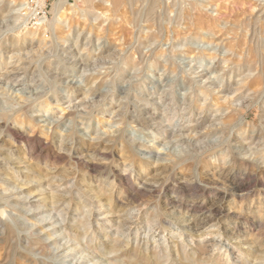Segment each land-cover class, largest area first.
Returning <instances> with one entry per match:
<instances>
[{"label": "rangeland", "instance_id": "374dc122", "mask_svg": "<svg viewBox=\"0 0 264 264\" xmlns=\"http://www.w3.org/2000/svg\"><path fill=\"white\" fill-rule=\"evenodd\" d=\"M108 1L0 0V264H264V0Z\"/></svg>", "mask_w": 264, "mask_h": 264}, {"label": "bare ground", "instance_id": "6f19581e", "mask_svg": "<svg viewBox=\"0 0 264 264\" xmlns=\"http://www.w3.org/2000/svg\"><path fill=\"white\" fill-rule=\"evenodd\" d=\"M71 0H55L53 3H52V7H51V10H50V14H51V16H52V18H51V20H49L48 18L46 19V22L41 26V27H39V28H35V29H29V27H28V25H27V15H28V13H26V6H25V0H17V3L16 4H14L13 6H11L10 7V9H9V13L11 14L10 15V17H11V19H12V25H13V29L15 30V32L17 33L16 35H18V36H22L23 37V35H28V36H30V37H35V36H39L40 34H43L42 36H43V38H44V36H45V33L46 32H52L53 33V35H56V34H54V31L56 30V29H58V27H60V22H62L63 20L62 19H64V17L66 16L65 15V12H66V9H65V7H70V9H72V8H74V6L75 5H73V4H69L68 5V2H70ZM77 1H79V2H81V3H84V4H86V5H88V4H90V1L91 0H77ZM134 1V0H133ZM141 2H142V0H140ZM140 1H137L138 2V4L139 5H136V6H141L140 5ZM146 1V0H145ZM144 1V2H145ZM150 1V12H151V10H152V8H153V6H156V5H154L156 2H157V0H153L152 2H151V0H149ZM109 2V1H108ZM159 2V1H158ZM15 3V2H14ZM109 3H111L110 5V7L112 8V10H108V12L109 11H113L114 12V8H117V7H119V6H121V5H123V4H127L126 3V1L124 2L123 0H110V2ZM131 3H132V1H131ZM131 3H129V4H131ZM134 3V2H133ZM148 2H146V4H147ZM137 4V3H136ZM194 5V4H193ZM125 6V5H124ZM145 6V5H144ZM149 5H147V7H148ZM109 7V8H110ZM122 7V6H121ZM121 7H119L120 9H118V10H121ZM126 7H127V5H126ZM131 7V6H130ZM132 7H133V4H132ZM146 7V6H145ZM87 8V7H86ZM123 8V7H122ZM135 8V7H134ZM139 8V9H138ZM136 10H134L133 12H135V11H137L138 12V10H141L140 9V7H138ZM149 8V7H148ZM107 9V8H106ZM125 10H126V8H124ZM142 9H143V7H142ZM145 9H147V8H145ZM171 9V8H170ZM77 9H75L74 10V12L76 11ZM84 10V12H86V10L85 9H83ZM123 10V9H122ZM128 10H129V8H128ZM144 10V9H143ZM124 11V10H123ZM132 11V10H131ZM130 11V12H131ZM142 11V10H141ZM147 11V10H146ZM107 12V13H108ZM112 12V13H113ZM132 12V13H133ZM140 12V11H139ZM148 12V11H147ZM81 13V12H80ZM106 12H104V14H107ZM115 13V12H114ZM142 12H140L139 14H141ZM144 13V12H143ZM149 13V12H148ZM158 13V12H157ZM184 13V12H183ZM189 13V12H188ZM103 14V13H102ZM108 14H110V12L108 13ZM134 14V13H133ZM132 14V15H133ZM138 14V13H137ZM138 14V15H139ZM146 14V13H145ZM156 14V13H155ZM164 14V13H163ZM87 14L85 13V15L84 16H86ZM99 15V14H98ZM101 15V14H100ZM136 15V14H135ZM135 15H133V16H135ZM138 15H136V16H138ZM154 15V14H153ZM105 16V15H104ZM106 16H108V15H106ZM110 17H111V15H109ZM113 16V15H112ZM133 16H131V20H133L134 18H132ZM145 16V15H144ZM147 16V15H146ZM152 16V15H151ZM187 16V15H186ZM188 16H190V15H188ZM101 17H102V15H101ZM117 17H119V16H117ZM142 16H139V19L141 18ZM148 17V16H147ZM182 17V16H181ZM103 18V17H102ZM108 18V17H107ZM122 18V17H121ZM137 18V17H136ZM135 18V20L134 21H136V20H138V19H136ZM144 18H146V17H144ZM183 18V17H182ZM109 19V18H108ZM116 19V18H115ZM124 19V18H123ZM143 19V18H142ZM157 19V18H156ZM97 19H95L94 21H96ZM143 20H145V19H143ZM147 20H148V18H147ZM169 20V19H168ZM200 20V19H199ZM261 20V19H260ZM116 21V20H115ZM140 21H141V19H140ZM157 21V20H156ZM198 21V20H197ZM258 21V20H257ZM132 23H133V21H131ZM151 22V21H150ZM169 22V21H168ZM191 22V21H190ZM259 22V21H258ZM119 23V22H118ZM138 23H139V21L137 22V26H138ZM147 23V22H146ZM62 24V23H61ZM148 24V23H147ZM154 24V23H153ZM152 24V25H153ZM179 24V23H178ZM151 25V24H150ZM149 25V26H150ZM125 26V25H124ZM129 26V25H128ZM153 27V26H152ZM151 28V27H150ZM134 29V28H133ZM41 36V35H40ZM41 36V37H42ZM78 38V37H77ZM134 38V37H133ZM68 39V38H67ZM41 40H43V39H41ZM76 42V41H75ZM125 65V64H124ZM117 73V72H116ZM127 113V112H126ZM200 114V113H199ZM3 116V115H2ZM10 116V115H9ZM3 117H5V116H3ZM7 117V116H6ZM15 121V120H14ZM8 122V121H7ZM69 150V149H68ZM123 151V150H122ZM25 162V161H24ZM52 178V177H51ZM29 182V181H28ZM38 182V181H37ZM40 182V181H39ZM31 184V183H30ZM34 184V183H33ZM10 187V186H9ZM17 188V187H16ZM20 189V188H19ZM10 190V189H9ZM105 192V191H104ZM52 193V192H51ZM87 193V192H86ZM104 194V193H103ZM102 194V195H103ZM52 195V194H51ZM92 195V194H91ZM103 196H105V195H103ZM53 197V196H52ZM111 197V196H110ZM103 198V197H102ZM113 198V197H112ZM111 198V199H112ZM110 199V198H109ZM109 200V202L112 204L113 202H112V200ZM50 202V201H49ZM56 203V202H55ZM105 203V202H104ZM51 204V203H50ZM106 204V203H105ZM110 204V205H111ZM86 208V207H85ZM109 209V208H108ZM6 212H5V210L4 209H1L0 210V214L3 216L4 214H5ZM109 213H110V211H109ZM0 215V216H1ZM1 216V217H2ZM4 217V216H3ZM6 218H8V217H6ZM81 220V219H80ZM82 222V221H81ZM5 223V222H4ZM13 224V223H12ZM11 225V224H10ZM214 232V231H213ZM212 232V233H213ZM212 233H210V234H212ZM15 240V239H14ZM108 253V252H107ZM106 253V254H107ZM105 259V258H104ZM97 262V261H96ZM112 264H116V262H113Z\"/></svg>", "mask_w": 264, "mask_h": 264}, {"label": "built area", "instance_id": "2783aa9c", "mask_svg": "<svg viewBox=\"0 0 264 264\" xmlns=\"http://www.w3.org/2000/svg\"><path fill=\"white\" fill-rule=\"evenodd\" d=\"M29 29L41 27L49 17L50 0H25Z\"/></svg>", "mask_w": 264, "mask_h": 264}]
</instances>
